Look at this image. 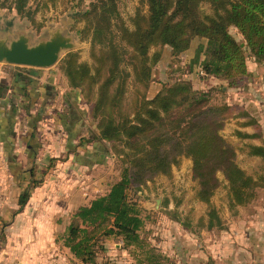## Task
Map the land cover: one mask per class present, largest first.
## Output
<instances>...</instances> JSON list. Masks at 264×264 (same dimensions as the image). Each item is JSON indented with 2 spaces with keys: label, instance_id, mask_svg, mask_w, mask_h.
Wrapping results in <instances>:
<instances>
[{
  "label": "trees",
  "instance_id": "1",
  "mask_svg": "<svg viewBox=\"0 0 264 264\" xmlns=\"http://www.w3.org/2000/svg\"><path fill=\"white\" fill-rule=\"evenodd\" d=\"M30 2L5 0L0 6L39 30L38 9L33 10ZM119 2L93 0L87 10L76 15L83 24L77 32L90 44L92 63L81 62L78 52H70L56 65L69 87L65 109L57 114L56 123L60 120L64 124L74 142L90 130V137L81 138L79 146L96 144L95 156L102 159L113 154L115 144L120 145L116 154L123 163L120 179L105 195L77 210L61 239L80 264H97L111 239L120 240L138 264H167L168 258L143 234L145 217L131 194H142L149 182L170 176L173 167L189 159L197 183L195 197L209 205L199 223L206 231H213L224 225L211 204L223 183L231 207L246 206L264 186V175L254 178L240 167L235 147L222 135L233 118L246 119L243 126L257 125L246 110L213 104L210 91L195 90L188 80L164 83L150 98L147 93L154 68L166 47L177 60L194 39H203L206 43L194 61L199 76L204 73L202 80L216 79L229 88H242L248 76V56L264 66V0H140L131 26L120 13ZM233 28L242 40L232 35ZM15 71L12 86L2 85V95L12 91L8 99L18 102L15 112L23 108L30 113L35 109L33 91L40 90L36 77L42 75V69ZM45 90L48 95L53 92L50 98L54 101V88ZM79 101L90 108L89 124H85L87 113L79 109ZM237 135L242 139L257 136L245 132ZM247 148L249 156L264 161V146L250 144ZM26 200L23 197L21 205ZM177 214L172 218L180 223Z\"/></svg>",
  "mask_w": 264,
  "mask_h": 264
},
{
  "label": "rangeland",
  "instance_id": "2",
  "mask_svg": "<svg viewBox=\"0 0 264 264\" xmlns=\"http://www.w3.org/2000/svg\"><path fill=\"white\" fill-rule=\"evenodd\" d=\"M139 1L120 0L119 2V11L128 26H131L130 19L140 6ZM1 2H5V0H0ZM91 2L93 0H76L74 2H70V0H31L30 7L33 10L38 9L36 20L41 24L39 30L31 25L28 20L20 18L13 11L0 6V32H11L10 34L13 37H16L17 33L23 32L31 36L32 42L35 44L40 39H48L50 33L54 30L62 28L74 38L73 43L77 45V49L71 52H78L81 62L91 64L90 44L87 41H82L79 36L77 29L81 28L83 24L78 23L76 17L77 14L87 10ZM205 11L211 14L208 8ZM230 32L240 41L236 29L233 28ZM205 43L201 39H194L191 49L183 54L179 60H175L176 58L166 50L160 63L154 68L148 96L160 92L164 83L188 80L195 90L210 91L213 104L238 106L248 110L249 114L255 118L264 117V91L261 87L263 74L259 73L255 66V60L248 56L249 78L246 76L247 79L242 88H229L225 82L216 79L202 80V75L199 76L198 74V64H194V61L200 46L205 45ZM66 54L68 53H63L61 59ZM20 68L27 67L0 64V76L9 75L11 79V75L16 72L15 70ZM42 70L44 72L43 76L52 73L51 68ZM223 86H226V88ZM221 88L226 90L222 91ZM131 96L132 93L128 95L129 104ZM88 122L90 123V121ZM240 122L236 118L229 120L222 131V135L235 147L238 155L237 162L240 167L249 175L259 179L264 175V162L260 158L249 156L247 145H257L260 144V141L240 138L237 132L249 134L255 132L252 127H242ZM90 134L91 132L88 130L84 136L88 137ZM120 149V145L115 144L111 150L113 154L104 159L100 156L90 157L85 155L84 161H91L90 174L82 172V169L75 171L65 168L62 173V175H65L61 176L59 174L62 184L56 187V192L58 189L61 192L63 185H66L68 187L67 191L71 188L73 190L72 197L79 200V202H89L92 198L105 195L110 186L121 177L123 163L116 154ZM221 178L223 179L222 176ZM196 191L197 183L192 177V161L183 159L179 166L173 167L170 176H161L155 182H149L142 194L130 195L133 200L138 202L143 211L142 216L145 217L143 234L146 233L151 244L157 247L163 246L166 241L165 234L168 231L174 233V237L170 236L171 240H169L174 243L243 246V248H248L247 252L241 250L231 251L229 249L220 252L225 258L246 259L249 262L257 256L258 261L262 263L264 261V186L257 190L256 198L250 204L233 208L230 204L228 188L224 182L211 202L212 206L217 209L224 225L222 229H214L213 231H206L204 227L200 226L199 219L206 216L209 205L198 202L195 197ZM173 214H177L181 218L180 223L173 220ZM186 223H190V226L187 227ZM176 232L177 236H175ZM236 253H238L237 256ZM219 258L222 259L223 256L220 255Z\"/></svg>",
  "mask_w": 264,
  "mask_h": 264
},
{
  "label": "crops",
  "instance_id": "3",
  "mask_svg": "<svg viewBox=\"0 0 264 264\" xmlns=\"http://www.w3.org/2000/svg\"><path fill=\"white\" fill-rule=\"evenodd\" d=\"M239 37L242 40L240 34ZM166 50L171 55L168 47L163 54ZM255 66L263 74L261 87L264 91V66L257 62ZM51 72L36 77L40 90L33 91L36 105L30 113L23 108L15 112L18 102L8 99L12 91L2 95V85L10 88L13 77L0 76V264H80L61 238L70 227L77 210L95 198L89 202H79L72 197L71 188L67 191L68 187L63 185L61 192L59 189L56 192V187L62 184L59 174L64 176L62 173L65 168L75 171L82 169V172L90 174L91 161H84L83 157H93L97 147L96 144L79 146L81 138L90 137L84 136L87 131L76 137L74 142L65 131L64 124L60 120L56 123L57 114L65 109V95L69 87L57 67L51 68ZM49 86L56 92L54 101L50 98L53 92L46 94L45 87ZM157 93L149 94V97ZM78 107L87 113L85 124H89V106L79 101ZM253 118L257 123L255 127L243 126L247 120L237 119L241 121L242 127H252L254 134H257L256 139L260 141L257 146H264V117ZM25 196L26 203L21 205ZM170 236L173 238L174 233L166 231L164 245L158 246L168 258L167 264H264V261H258L257 256L249 262L246 259L225 258L220 252L225 249L247 252L248 248L243 246L174 243L169 241ZM97 264L138 263L120 240L111 239L106 243L105 252L99 255Z\"/></svg>",
  "mask_w": 264,
  "mask_h": 264
},
{
  "label": "water",
  "instance_id": "4",
  "mask_svg": "<svg viewBox=\"0 0 264 264\" xmlns=\"http://www.w3.org/2000/svg\"><path fill=\"white\" fill-rule=\"evenodd\" d=\"M10 33L0 32V64L48 69L58 64L63 53L77 49L74 38L62 28L54 30L48 39H40L35 44L32 37L23 32L17 33L16 37Z\"/></svg>",
  "mask_w": 264,
  "mask_h": 264
},
{
  "label": "built area",
  "instance_id": "5",
  "mask_svg": "<svg viewBox=\"0 0 264 264\" xmlns=\"http://www.w3.org/2000/svg\"><path fill=\"white\" fill-rule=\"evenodd\" d=\"M204 73L203 72H201V75H203Z\"/></svg>",
  "mask_w": 264,
  "mask_h": 264
}]
</instances>
